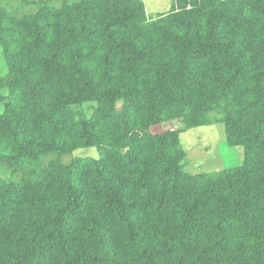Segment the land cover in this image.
I'll return each mask as SVG.
<instances>
[{"label": "trees", "instance_id": "obj_1", "mask_svg": "<svg viewBox=\"0 0 264 264\" xmlns=\"http://www.w3.org/2000/svg\"><path fill=\"white\" fill-rule=\"evenodd\" d=\"M11 1L0 264H264V0ZM217 122L242 162L187 172Z\"/></svg>", "mask_w": 264, "mask_h": 264}, {"label": "rangeland", "instance_id": "obj_2", "mask_svg": "<svg viewBox=\"0 0 264 264\" xmlns=\"http://www.w3.org/2000/svg\"><path fill=\"white\" fill-rule=\"evenodd\" d=\"M149 18L156 17L159 13L167 12L171 9L174 0H143ZM16 5L12 0L9 5ZM7 72L6 62L0 47V74ZM1 93V91H0ZM86 114L91 113L90 106L86 105ZM4 107L0 103V113ZM171 123V124H170ZM170 124L177 128V122L164 123L166 128ZM181 145L187 152V162L185 170L191 174L201 172H212L224 168H230L240 164L244 158L242 146H229L226 142L224 124L217 122L210 125H202L189 128L180 134ZM100 156V150L96 146L83 147L74 150L63 157L65 163H69L74 157H94Z\"/></svg>", "mask_w": 264, "mask_h": 264}]
</instances>
